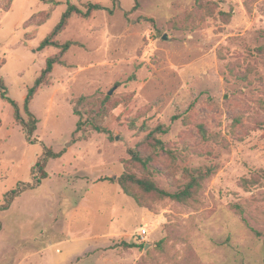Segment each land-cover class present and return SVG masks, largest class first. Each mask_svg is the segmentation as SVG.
<instances>
[{"label": "rangeland", "instance_id": "1", "mask_svg": "<svg viewBox=\"0 0 264 264\" xmlns=\"http://www.w3.org/2000/svg\"><path fill=\"white\" fill-rule=\"evenodd\" d=\"M68 2L113 12L74 14L57 35L78 44L30 104L31 140L0 90V205L20 191L0 209V264H264V0H13L0 76L25 119L28 89L60 53L40 42ZM107 95L92 129L87 111ZM131 148L151 153L146 167ZM46 149L61 156L43 178ZM187 168L212 171L196 198L154 209L113 180L148 173L174 192Z\"/></svg>", "mask_w": 264, "mask_h": 264}, {"label": "trees", "instance_id": "2", "mask_svg": "<svg viewBox=\"0 0 264 264\" xmlns=\"http://www.w3.org/2000/svg\"><path fill=\"white\" fill-rule=\"evenodd\" d=\"M13 0H0V9L9 10L11 2ZM61 2H57L59 4ZM205 4V3H204ZM107 9L109 12H113V9L104 6L101 3H88L86 6V10L81 9L78 5L68 2V7L62 14V17L59 23L53 28V30L40 42L39 48L42 50L46 47L55 46L60 49V53L58 55L50 56L46 60V66L42 70L41 74L37 77L35 84L28 89V94L25 98L24 102V111L26 112L28 118L25 119L21 114L20 104L14 100L8 94V89L5 83V80L0 76V90L2 91V96L6 99L13 107H14V117L15 119L23 126L24 130L27 133V137L31 140V136L37 130L38 118L31 111L30 104L38 90L43 84H47L49 80L50 74L53 72L55 64H65L64 60H62V56L74 45H77V41L68 40L66 42H60L56 39L57 35L61 33L66 25L68 24L70 18L74 14H78L84 17H88L95 10ZM51 13L48 14L47 19L50 17ZM46 17L42 22H45ZM110 97L107 95L106 97L99 98L93 102L91 108L87 111V120L92 129L102 131L103 120L108 113V110L111 109L112 104L109 102ZM82 121L79 120L78 128L82 126ZM1 125V119H0ZM162 132H167L166 129H162ZM200 130L204 138H207L206 129L204 125H200ZM150 140H147V143L153 148L156 149H165L164 142L154 136V132L147 135ZM131 153L133 161H138L144 167H146L149 162L152 160V156L149 153H144L141 149L131 148L129 149ZM46 157L43 161H38L36 163L35 168L38 169L43 178L47 177L48 174L45 171V164L48 158L52 157H60V153H53L46 149ZM211 169V168H208ZM212 171H204L202 168H187V182L185 183L183 188H179L174 192L167 191L161 188L155 180L151 177L150 174L138 175L132 171H125L122 175H120L117 179L113 178L115 182H117L123 192L128 196L134 198L136 202L143 207H148L150 209H154V203H151L153 200H163L165 198H171L175 201L187 203L191 200L195 199V195L199 192L201 184L203 180L211 174ZM20 191L12 190L11 194L6 198V202L0 205V209H8L14 199L19 195ZM2 230V224L0 223V232ZM263 251H264V243H263Z\"/></svg>", "mask_w": 264, "mask_h": 264}, {"label": "water", "instance_id": "3", "mask_svg": "<svg viewBox=\"0 0 264 264\" xmlns=\"http://www.w3.org/2000/svg\"><path fill=\"white\" fill-rule=\"evenodd\" d=\"M112 92H113L112 90H111V91H109V94H112Z\"/></svg>", "mask_w": 264, "mask_h": 264}]
</instances>
